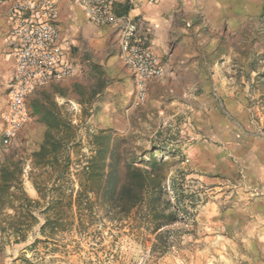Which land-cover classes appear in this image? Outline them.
<instances>
[{
	"label": "rangeland",
	"instance_id": "374dc122",
	"mask_svg": "<svg viewBox=\"0 0 264 264\" xmlns=\"http://www.w3.org/2000/svg\"><path fill=\"white\" fill-rule=\"evenodd\" d=\"M255 15L250 35L237 37L236 60L219 65L245 108L231 117L232 151L184 117L141 129L61 101L65 130L33 160L24 149L0 169V264H264L261 231L245 229L241 212L262 188L247 161L249 137H264V8ZM154 160L164 174L158 203L175 218L167 224L135 192L111 196L115 167L123 178L130 164L151 169Z\"/></svg>",
	"mask_w": 264,
	"mask_h": 264
},
{
	"label": "crops",
	"instance_id": "0c3cea01",
	"mask_svg": "<svg viewBox=\"0 0 264 264\" xmlns=\"http://www.w3.org/2000/svg\"><path fill=\"white\" fill-rule=\"evenodd\" d=\"M12 1L0 3V134L6 128L3 115L17 66L10 34ZM56 1L57 25L77 73L29 93L26 107L31 120L9 148L0 141V169L13 163L16 153L23 157L24 149L32 152L28 156L33 160L46 140L65 130L61 101L91 119L112 115L124 124L133 120L141 129L154 130L184 117L198 134L208 130L214 139H227L221 149L232 151L231 117L245 108L238 104L236 91L225 86L230 78L222 75L219 65L236 60L237 37L250 35L248 25L263 12L264 0H116L114 14L137 23L139 42L159 57L163 67L160 77L149 80L147 100L141 105H135V76L122 55L117 24H96L74 0ZM34 140L37 144L29 148ZM248 147L252 181L262 188L259 193L251 189V200L241 212L248 215L245 229L254 235L259 228L264 245V137L252 134ZM204 148L198 143L194 151L199 154Z\"/></svg>",
	"mask_w": 264,
	"mask_h": 264
},
{
	"label": "built area",
	"instance_id": "2783aa9c",
	"mask_svg": "<svg viewBox=\"0 0 264 264\" xmlns=\"http://www.w3.org/2000/svg\"><path fill=\"white\" fill-rule=\"evenodd\" d=\"M8 0H0V3ZM88 18L99 25L117 24L119 45L127 66L135 76V105L146 102L148 82L160 77L163 67L159 57L143 46L138 38V25L127 15H115L116 0H74ZM153 2L154 0H148ZM56 0H13L9 9L11 38L17 66L10 83L11 101L3 119L0 134L4 146L31 120L26 99L29 93L49 83L72 78L77 66L69 59L57 22Z\"/></svg>",
	"mask_w": 264,
	"mask_h": 264
},
{
	"label": "trees",
	"instance_id": "16d2710c",
	"mask_svg": "<svg viewBox=\"0 0 264 264\" xmlns=\"http://www.w3.org/2000/svg\"><path fill=\"white\" fill-rule=\"evenodd\" d=\"M106 138L107 142L103 152V158H106V154L109 151L110 135H107ZM162 167L163 164L156 160L151 163V169H141L139 167H133L130 164L129 167H127V172L129 174L123 178L119 176V168L115 167L114 171L117 174L115 182L117 184L111 187V196L113 202H116V197H119L121 194H124L128 191H133L135 192L136 198L139 201L145 202L147 204V207L153 214L152 218L160 219L158 222L159 224H167L174 221L175 218L172 216L166 218L164 217L166 216L164 213L165 211L161 208V204L158 203V199L163 192L164 174Z\"/></svg>",
	"mask_w": 264,
	"mask_h": 264
}]
</instances>
